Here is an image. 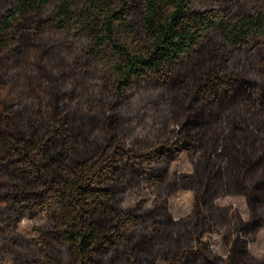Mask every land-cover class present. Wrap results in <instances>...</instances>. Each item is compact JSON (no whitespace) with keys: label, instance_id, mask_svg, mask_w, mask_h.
<instances>
[{"label":"trees","instance_id":"obj_1","mask_svg":"<svg viewBox=\"0 0 264 264\" xmlns=\"http://www.w3.org/2000/svg\"><path fill=\"white\" fill-rule=\"evenodd\" d=\"M261 229L264 0H0V264H264Z\"/></svg>","mask_w":264,"mask_h":264},{"label":"rangeland","instance_id":"obj_2","mask_svg":"<svg viewBox=\"0 0 264 264\" xmlns=\"http://www.w3.org/2000/svg\"><path fill=\"white\" fill-rule=\"evenodd\" d=\"M193 166L186 153H183L181 157L171 163V173H189L192 172ZM194 201V194L189 190H179L177 194L169 197V205L175 219H179L188 215L192 209ZM219 204L228 205L231 204L237 208L243 217H249V208L246 203V199L243 196L227 195L217 200ZM46 218V213L41 214L38 219L29 220L24 219L20 225L19 232L27 237H36V227L43 224ZM220 238L218 235L213 237V246L219 247ZM249 249L252 255L256 257L264 256V229H261L257 235V239L249 244ZM5 264H12L11 261H7Z\"/></svg>","mask_w":264,"mask_h":264}]
</instances>
